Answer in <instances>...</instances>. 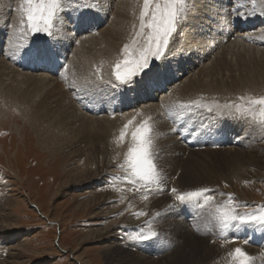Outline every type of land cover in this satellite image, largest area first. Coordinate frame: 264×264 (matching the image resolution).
<instances>
[{"label": "rangeland", "instance_id": "374dc122", "mask_svg": "<svg viewBox=\"0 0 264 264\" xmlns=\"http://www.w3.org/2000/svg\"><path fill=\"white\" fill-rule=\"evenodd\" d=\"M118 1L72 0L67 5L65 11L61 13L64 17V22L59 25L60 30L54 31L53 36L49 37L43 33L35 35L32 33L25 34V31L20 28V14L16 11L19 7V0H0V60L2 61L0 64H6L15 73L19 71L17 74L23 77H35L36 79L42 77L52 81L53 84H56L57 81V84H59L58 88L61 91L58 97L65 103L54 101L57 105L51 101L48 104L49 107L46 106L42 109V101L45 100L43 94L28 95L27 99L20 102L9 98L8 100H4L0 95V264H198L197 262L199 264L203 262V264H231V258L228 256V253L235 247L247 250V253L250 255L259 252L257 250L259 246L264 248V226L254 222L252 224L238 225L236 228L228 230L227 235L229 237L239 236L240 239L235 243H223L222 246L219 229L215 221L211 219L209 213L206 210L197 209L192 204H181L175 199L174 194L170 190L176 188L180 192H185L207 187L215 190L217 193L215 197L217 203L223 202L226 199V194L230 193L233 194L239 205L237 208L238 213L259 214L261 206H264L263 153L255 163L249 164L247 159L243 158V160H246L241 161L238 169H232V166L224 160L232 161V154H229L228 150L232 147L239 148L238 144L240 143L224 145L222 149H225L227 152L224 151L225 153H222V155L224 154L222 156L223 160H221L224 161L222 167L210 178L198 167L195 171L194 156L197 152L202 153L205 150H214L215 145L212 147L209 145V141L208 143L206 141V148L202 145V149H198L200 147L195 148L193 145L190 146L191 143L178 137L181 142L189 146L177 148L180 152L177 149L171 150L169 148L167 150L164 147V139H159V134H156L159 139H156V147H158L156 148V150L158 149L157 163L159 168L161 167L160 170L165 178V182H163L162 190H158L153 185L152 190L148 193V199H144L141 195L143 190L128 191L129 186L120 181H117L114 186H109V180L112 177H123L125 175V171L119 165L124 161L127 148H125L126 151L122 155L120 154L113 160L109 159L108 165L97 169L96 167L102 161L106 162L108 159L96 157L92 150H90L92 146L83 145L84 143L82 144L81 142L85 139L81 137L84 134L80 136V131L75 132L78 129L68 133L69 126L67 127L66 125L65 118L67 111L65 112V109L72 111L73 115L75 113L77 118L81 119L83 117L81 121L85 119H87L86 121L89 120L84 110L82 111L78 107L76 110L77 105L69 96L71 89L78 88L80 91L83 90L89 96L88 101L93 100V103H97L100 99L95 100L93 93L98 94L104 91L103 93H109L108 95L115 97L119 94L121 97V95L125 96V91L130 88L125 85L114 87L113 85L116 81L112 72L116 61L123 58L121 53L122 48L133 39L135 32L133 26L136 25L138 29V16L142 0L127 1L131 6L129 9L130 20H124L126 25L124 24L125 27H121L120 35L116 38L117 41L114 40L113 42V39L106 41L104 35L108 32L105 33L103 31L113 30L111 16L114 19L113 14L115 13ZM235 1L229 0L230 4L227 9L232 10L228 14L234 15L236 10L237 13L243 12L241 16L244 17V20L255 23V27L253 29L248 28L244 32L235 33L228 39V42L224 39L223 48L226 45L231 46L230 41L232 44L235 40L233 44L239 42L240 44H238L241 45V48L244 45L248 48L251 46L255 50L251 51L256 52L255 54L259 53V51L263 52L264 0H256L255 6L252 0H249V2L245 0V2L239 4V0ZM211 3L213 2L211 1ZM220 3L221 0H217V5ZM235 3L236 5H234ZM250 5L253 6L251 7ZM212 6L211 9H214ZM240 7L241 9H239ZM247 13L248 16H246ZM83 18H87L90 23L87 25L80 23ZM189 18L188 16L187 19L189 20ZM187 19L185 20L186 22L188 21ZM185 21L180 24L181 26L179 25L166 53V58L156 61V64L166 65L168 63L172 67H178L176 58L173 57L181 54L180 51L182 48L184 49L183 46L187 43L185 41L187 36L183 35L187 29ZM189 30L191 29L189 28ZM219 33L223 34V32L218 31V38H223ZM115 36L114 34L113 37ZM242 38H244V41ZM44 41L53 45L58 53V59L55 64L49 65V68L52 70L43 68L45 63L31 62L21 54V45L30 46L33 42L40 43ZM242 41L243 43H241ZM176 46L179 48L178 51ZM241 52L242 49H240ZM235 53L237 52L235 51ZM255 54H253V57L251 55V57L260 59L259 63L264 66V54ZM200 56H203L205 66L214 58H210V54L205 56V53H201ZM76 58L79 60H76ZM78 62L85 69L84 72L86 71L87 75L83 76V73H78L79 77L77 79H74L75 77L71 78L73 80H71V83L67 79L71 76L68 75L70 74L68 68L72 64L77 65ZM194 65L196 64H193L190 67L191 69L189 68L190 70L195 68V71L191 73L192 76L200 69V67ZM97 69H99V74L97 73ZM107 73L112 79L107 76ZM256 74L257 77L254 75L250 78L247 75L249 78L246 79L264 82L262 71H256ZM65 75H67V78ZM23 77L19 78L20 81ZM138 78L140 77H136V80ZM187 78H189V75H181L179 78L174 79L167 78V88H176L178 86L176 81L179 80L178 83H183ZM248 80H244V83H249ZM68 85H72L70 86L72 88L70 89ZM248 85L243 87L238 82L234 90L231 89L228 92L222 90L224 93L221 98L217 96L213 99L204 97L201 99L197 96L196 100H203L205 103L218 102V104L223 105L220 110L214 109L212 111L200 107V113H209L210 117H212L214 113L225 111L222 110L226 109L224 105L240 103L241 101L237 99L240 96H264V85H257L258 90H254L253 87ZM3 89L4 87L1 86L0 91ZM87 89L92 91L87 92ZM62 91H65L64 96ZM161 96H164V94H159V98H157V100L159 99L158 102L151 103L148 101L146 105L139 103L138 108L143 110L145 106L149 108H152L154 105L158 106L156 103L163 100ZM59 98L58 100H60ZM40 103L41 105H39ZM30 106L32 109H30ZM34 109L37 110V113L34 112ZM131 111L132 109L127 110L129 113ZM226 111L223 113L230 116L227 121L232 122L234 120L232 116L236 115L234 109L227 108ZM52 119L54 120V124ZM238 122V132L231 131V134L228 132L226 134L231 136L236 135L234 136L237 137L236 140H240L239 142L242 143L248 141V138H251V140L255 138L253 141L258 145H262L260 147L264 149V129L253 121L241 117H239ZM177 126L174 123L172 124V127ZM196 126L198 129H205L206 134L212 128V126L211 128H207V126L204 128L201 125ZM180 127L181 131H183L184 126L181 124ZM177 129L175 128L174 134H177ZM190 129L196 128L190 126ZM57 132L58 134H55ZM126 139L128 140H125V143L128 145L130 138ZM209 139H211V135ZM219 143L217 142L216 144L219 145ZM161 148L162 150H160ZM248 149L249 151L251 150V148ZM248 149L243 147L244 151H248ZM253 149L255 148L253 147ZM187 152L188 154L194 153L193 155L189 154L190 159L187 157ZM245 155L247 156L248 153ZM92 168L95 169L93 170ZM92 170L95 172L93 173ZM233 170L239 171L238 177L233 176ZM88 177H91V179L86 180ZM221 193L225 195H220ZM140 212L145 213V215L137 217L136 214ZM192 219L195 222L197 221L192 228L195 234L194 237H188L189 234L186 230L190 228ZM151 232H155L157 235L148 241H141L136 238L141 234ZM245 238L248 240L247 244L243 242ZM107 245L111 246L110 251L106 250ZM179 246L181 247L180 253H178ZM254 264H264V260H255Z\"/></svg>", "mask_w": 264, "mask_h": 264}, {"label": "bare ground", "instance_id": "6f19581e", "mask_svg": "<svg viewBox=\"0 0 264 264\" xmlns=\"http://www.w3.org/2000/svg\"><path fill=\"white\" fill-rule=\"evenodd\" d=\"M127 1L128 0H119L117 2L116 7H115V13L113 14L114 19H112L113 16H111V20H112L111 25H112L113 30L112 31H110V30L103 31L105 33L108 32L106 35H104V37L106 38V41H111L113 39V42H114V40H116V38L120 35L121 27H123V26L125 27V25H126V23H124L125 22L124 20L125 19L130 20L129 19V9L131 6L127 3ZM211 1L213 3H211ZM247 1L249 2V0H247ZM192 2H193V8H192V11L190 12V14L188 15L190 18H189V20L187 19L188 20L187 22L185 21L186 22L185 27L187 28V29L186 28L185 29L188 32L185 31L183 34V35L187 36V38H185L186 39L185 41L187 43L184 44V46H183L184 49L182 48V50L180 51L181 54L173 57V58H176L178 67L177 66H176L177 68H175V66L172 67V66H170L171 64H168L166 62L167 63L166 65L168 67H170L169 68L170 71L158 83L154 84L151 87H145L144 82H143L142 78L140 77L136 80V81H140L139 83H134L130 88L128 87L131 90L125 89L126 90L125 96L121 95V97H120L118 94V96L114 97L112 95H108L109 94L108 92H107L108 94H106V92L103 93L104 91L102 93L100 92L98 94L93 93L94 94L93 97L95 98V100H97L98 98L100 99V101L97 103H93V100L88 101L89 96H87L88 94L86 95V92H84L83 90L80 91V89L74 88V87H73L74 89H71L72 87L70 88V86H72V85H70V86L68 85L69 88L71 89V91H70L71 93H70V95L67 94L68 92L66 94L69 95L70 99H72V101H74L76 103L77 106L74 104L76 106V110H77V107L79 109H81L82 111L84 110L86 112L85 115L89 118L88 121H86L87 119L81 121V119H83V117L81 119L79 117L77 118L75 113H74V115H75L74 116L72 111L65 109V112L67 111L66 118H65L66 119V125H67V127L69 126L68 127V130H69L68 133H70V131L72 132L73 130L78 129L75 132L80 131L79 132L80 136H82V134H84V136L81 138H83L85 140L81 143L82 144L84 143L83 145L86 144L87 146H89V145L92 146L90 148V150H92V152L94 153V155H96V157L98 156L100 158L104 157V158L108 159L106 162L102 161L103 163L101 162L102 164L100 163V165H98V167H96L97 169L108 165L109 159L113 160L114 158H117L120 154L122 155L123 152L127 150V149L125 150V148H128V145H126L125 142L122 144H117L114 142V139H115V137H117L119 135V131L123 127V125L125 123H127L129 120H131L134 116L136 117V121L134 123H139L143 119L151 117L152 122H154L155 132H156V134H159L158 135L159 139H161V140L164 139L163 140V143H165L164 147L167 150H169V148L171 150L172 149L174 150L177 148L189 146V145H186L183 142H181L179 139L186 140L187 142L191 143L190 146L193 145V147H195V148L200 147L198 149H202L201 148L202 145L205 146V148H206V144H205L206 141H207V143L209 141V143H210L209 145L212 147L215 145L214 150L209 149V150H205L202 153L197 152V153H195V156H194L195 157L194 162H195V166H196L195 171L197 170V167H198L200 170L203 171V173L206 176H208L210 178L213 177V174H215V172L222 167V164L224 161L226 163H228L229 165H231L232 169L233 168L238 169V167L241 165V161H244L247 159V162H249V164L255 163L257 161L258 157L262 153L264 155V149H262L263 147H260L262 145H258L255 141H253L255 138L252 140H251V138H248L249 139L248 141H245L242 143V142H239L240 140H236L237 137H234L236 135L231 136L229 134H226L227 132L230 133L231 131H234L235 133H237L238 128H239V122H238L239 117H237V115L232 116V117H234V120L232 122L227 121V119L230 116L228 114L223 113L226 111L227 108L222 109L225 111H223L221 113L218 112L216 114L214 113V114H212V117H210L209 113H204V112H203L204 114L200 113V111H199L200 108H197L195 106L190 107V108H180L179 107V105H181V104H189L190 105V104H192L193 101H200L201 105H203L202 108H206L207 110L209 108H211L212 110H214V109L220 110L223 107V105L218 104V102H206L205 103V101H203V100L201 101L199 99L198 100H196V99L198 97L201 99H202V97L207 98V99H213L217 96L219 98H221L222 94L224 93L223 91L228 92V91H231V89L234 90V87L238 82L243 87H246V85L249 84L248 86L253 87L254 90H258L257 85H264V82H258L257 80H254V79H249V80L246 79V78H249V76H250V78H252L254 75H255V77H257L256 71H259V70L262 71L263 76H264V66H263V64L259 63L260 59L258 60V59L252 58L253 54L256 53V52H254L255 51L254 48L252 49L251 46L248 48L245 45L242 46L243 48H241V45H239L240 44L239 42H238L239 44L238 43L233 44L235 40L234 41L232 40L233 41L232 44L230 41L231 46L226 45V47L223 48L224 39H226L228 42L229 41L228 39L230 37H232L235 33L244 32L248 28L253 29V27H255V23L247 22V20L245 21L243 16L237 14L236 9H235L236 12L234 15H232V14L229 15L228 13L231 12V10H232V9H230V10L227 9V7H229V4H230L229 0H221V3L219 5H217V0H193ZM241 2H245V0H239L238 4ZM234 5H236V3ZM211 6L214 7V9H211ZM244 8H245V5H244ZM239 9H241V7ZM250 9H248V10H250ZM237 16H238V18H237ZM246 16H248V13ZM255 17H253V18H255ZM75 18H74V20H75ZM115 20H117V21H115ZM127 23H128V21H127ZM92 25H93V23H92ZM189 28L191 30H189ZM180 29H182V28H180ZM218 31L223 32V34L219 33L221 36H223V38H218V35H217ZM114 34L116 35L115 37H113ZM101 35H103V33H101ZM237 36H239V35H237ZM237 36H234V37H237ZM240 37H242V36H240ZM240 37H238V38L240 39ZM242 39L244 41V38H242ZM243 41L241 43H243ZM225 44H227V43H225ZM176 45H178V44H176ZM219 48H220V50H219ZM176 49L178 51L179 48L176 46ZM214 49H215V51H213ZM240 49H242L241 53H240ZM251 50H254V51H251ZM235 51L237 53H235ZM256 51L258 52V50H256ZM201 53H205V56L210 54V58H213V57L214 58L212 59V61L210 63L208 62V64L205 66L203 56L202 57L200 56ZM259 53L264 54V51L263 52L259 51ZM259 53H257V54H259ZM177 54H178V52H177ZM257 54H255V55H257ZM251 55H252V57H251ZM74 58H75V56H74ZM207 58H209V57H207ZM76 60H79V59L76 58ZM81 60H83V59H81ZM0 62H2V61L0 60ZM162 63H164V62H162ZM193 64H196L194 66H198V67H200V69L197 70V72L195 74H193V76H192L191 73L193 71H195V68L190 70L191 69L190 67H192ZM79 65L80 64L78 62L77 65L72 64L69 66L68 71L70 72V74H68V73L67 74L71 75L72 77L69 76L67 78L66 77L67 75H65V77L67 79H69V81H71L74 77H75L74 79H77L79 77L78 73H80V74L83 73V76L87 75L85 73L86 71L84 72L85 69H83V67L81 65L80 66ZM201 66H203V67L201 68ZM43 68H46V70L50 69L49 64H44ZM11 70L12 69H10L8 66H6V64H4V63L0 64V87L1 86L4 87V89L2 91H0L1 92L0 95L4 100L5 99L8 100V98H9L13 101L17 100L20 102V101L27 99L28 95L43 94L45 100L42 101V103H43L42 109L44 107L48 106V104L51 103V101L53 103L63 102L58 97L60 95L59 93L61 91L58 88L59 84H57L58 83L57 81H56V84L55 83L53 84L52 81H50L48 79L46 80L45 78H42V77H39L38 79H36L35 77L34 78H31V77L27 78V77L21 76L20 74H17V72H19V71H17L15 73L14 71H11ZM50 70H52V69H50ZM181 75H189V78H187L183 83H178L179 80L178 81L175 80L177 82L178 86H176V88H172V89L167 88L168 87L167 78H169V79L179 78ZM247 75H249V76L247 77ZM107 76H109L108 73H107ZM21 77H23V79H21V81H20L19 78H21ZM109 78H110V76H109ZM110 79H112V78H110ZM17 80H19L20 82ZM244 80H248L249 83H244ZM31 81H32V83H31ZM72 81H71V83H72ZM85 81L88 82L87 80H85ZM170 82L172 83V81H170ZM68 83H70V82H68ZM108 83H110V82H108ZM63 84H65V83H63ZM91 84H92V82H91ZM80 85H82V84H80ZM88 85H89V83H88ZM110 85H111V83H110ZM119 89H121V88H119ZM88 91H92V90L87 89V92ZM64 92H63V96H64ZM123 94H125V93H123ZM159 94H164V96H161V98H163V100H160L159 103H156V105L158 104V106H155V105L153 107L151 106L152 108L145 106L143 110L138 108L139 103L146 105V102H148V101H150L151 103L152 102H158L159 99L157 100V98H159ZM58 98L60 100H58ZM41 99H43V98H41ZM54 101H56V102H54ZM64 101H65V99H64ZM67 101H70V100H67ZM26 102H28V101H26ZM67 103H69V102H67ZM63 104H65V103L63 102ZM69 104H71V103H69ZM69 104H67V105H69ZM39 105H41V103ZM31 106H30V109H32ZM35 108H36V106H35ZM67 108L70 109L69 107H67ZM128 109H132V111L129 113V112H127ZM36 111L37 110H35L34 112H36ZM137 111L140 113V115H137ZM80 113L83 114L82 112H80ZM121 113H123V115H121ZM217 114H220L222 116L217 115ZM44 116H45V114H44ZM77 116H78V114H77ZM58 121H61V120H58ZM173 123L175 124V126H177V125L178 126L172 127ZM53 124H54V120H53ZM181 124L184 126L183 129L185 131L184 130L181 131V127H180ZM170 125H171V127H170ZM196 125H201L204 128H205V126H207V128H211V126H212V128L209 129L211 131H207V134H206L205 129H198ZM235 125H236V127H235ZM190 126L195 127L196 129H190L189 130ZM46 127H47V124H46ZM132 127L133 126H130L129 131L132 130ZM86 128H88V129L86 130ZM175 128H178L177 134H174ZM56 129H57V127H56ZM62 129H64V128H62ZM257 129L259 130V128H257ZM62 133H63V131H62ZM55 134H58V132ZM210 135H211V139H209ZM68 136H70V135L68 134ZM77 136H78V134H77ZM57 137H58V135H57ZM178 137H179V139H178ZM126 140H128V139H126ZM217 142H220L219 145L216 144ZM229 143H231L230 145H235L237 143H240V144H238L240 147L239 148L232 147L234 149L229 148V150L230 149L231 150L230 151L228 150V153L232 154V161H226V160L221 161V160H223L222 156L224 155V154L222 155V153H225L224 151H226L225 149H222V148L224 145H229ZM69 146H71V145H69ZM243 147L246 149L251 148V150H250L251 152L249 151V149H248V151H244ZM253 147L255 149H253ZM156 148H158V147H156ZM240 148H242V149H240ZM160 150H162V148ZM177 150H179V149H177ZM156 151H158V149ZM89 152H91V151H89ZM174 152H176V151H174ZM179 152H180V150H179ZM184 152H186V151H184ZM228 153H226V154H228ZM246 153H248L247 156L245 155ZM84 154H85V151H84ZM90 154H92V153H90ZM186 154H187V157L189 158L190 157L189 154H192V152L189 154L187 152ZM181 155H183V154H181ZM243 158H246V159L243 160ZM97 159L99 160V158H97ZM259 161H261V160H259ZM92 162H94V161H92ZM191 162H193V161H191ZM242 166H243V164H242ZM94 172L95 171H93V173ZM238 173H239L238 170L237 171L233 170V176L238 177L239 176ZM247 174H250V173H247ZM221 175H223V174H221ZM240 176H242V175H240ZM90 179H91V177H88L86 180H90ZM74 183H75V181H74ZM165 189H166V187H165ZM167 190H169V189H167ZM218 202H220V201H218ZM193 219H192V222L190 223V228H188L186 230L187 233L189 234L188 237L189 236L194 237V234H195V231L192 228L194 227V225L196 224L197 221L195 222V220H193ZM201 224H203V223H201ZM208 238H210V237H208ZM236 244H238V243H236ZM110 249H111V246L107 245L106 250L110 251ZM180 250H181V247L179 248L178 253H180ZM257 250H259V252H256L255 254H252L251 256L255 257V260H258V261L264 260V248H261L259 246V248ZM246 252H247V250H246ZM186 255H188V254H186ZM133 257H134V255H133ZM168 259H171V258H168ZM209 259H210V257H209ZM216 259H217V257H216ZM143 261H145V260L143 259ZM211 261H213V260H211ZM197 263L199 264V262H197ZM10 264H12V263H10Z\"/></svg>", "mask_w": 264, "mask_h": 264}, {"label": "snow or ice", "instance_id": "6c2138e0", "mask_svg": "<svg viewBox=\"0 0 264 264\" xmlns=\"http://www.w3.org/2000/svg\"><path fill=\"white\" fill-rule=\"evenodd\" d=\"M71 2L72 0H19V7L16 11L20 14L21 30L25 31V34L43 33L52 37L54 31L60 30L59 25L64 22L61 13ZM252 3L255 6L256 0H252ZM192 8V0H142L138 16V29L136 25L133 26L135 30L133 39L129 44L124 45L121 50L123 58L114 64L112 75L116 83L113 86L131 87L134 83L140 82L136 81L138 76L142 78L145 87H151L163 79L170 69L167 65L155 62L166 58V53L179 25L188 18ZM237 14L243 15L242 13ZM80 23L87 25L90 21L83 18ZM141 40L142 42H140ZM20 48L22 56L31 62L52 65L58 59L55 47L47 41L33 42L30 46L21 45ZM97 73L99 74V69H97ZM237 99L241 102L226 104L224 107L234 109L238 117L251 120L264 129V96H240ZM193 106L203 107L200 101H193L190 105H179L180 108ZM137 115H140L138 111ZM135 121L136 117L134 116L123 125L119 135L114 139L115 143L122 144L126 138L130 137L124 161L119 165L125 171V175L112 177L109 180V186H114L117 181H120L129 186L128 191L143 190L141 195L144 199H148V193L152 190L153 185L158 190H162L165 178L157 163V135L154 122L151 117L143 119L139 123H134ZM130 126H133L131 131H129ZM171 193L181 204H192L197 209L206 210L209 213L219 229L222 246L223 243H235L240 239L239 236L229 237L227 235L228 230L236 228L238 225L254 222L264 226V206H261L259 214H240L237 211L239 205L233 194H226V199L217 203L215 200L217 193L207 187L185 192L172 188ZM220 195L225 194L221 193ZM136 215L138 217L145 213L140 212ZM156 235L155 232H151L141 234L136 238L148 241ZM243 242L247 244V238ZM228 256L231 258V264H254L255 261V257L241 247L232 249Z\"/></svg>", "mask_w": 264, "mask_h": 264}]
</instances>
